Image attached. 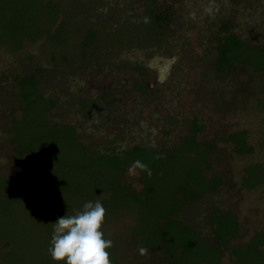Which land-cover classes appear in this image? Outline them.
I'll return each instance as SVG.
<instances>
[{"label":"rangeland","instance_id":"rangeland-1","mask_svg":"<svg viewBox=\"0 0 264 264\" xmlns=\"http://www.w3.org/2000/svg\"><path fill=\"white\" fill-rule=\"evenodd\" d=\"M150 1L172 11L157 30L140 26ZM226 25L247 43L264 45V0H0V264H66L52 260L48 251L53 225L89 201L106 209L103 231L112 241L111 264H165L166 259L148 249L141 254L144 247L132 234L151 218L146 206L77 195L79 187L86 189L88 173L97 181L109 179L106 169L82 173L68 167L55 182L41 177L42 152L69 162L80 155L63 136L48 139L37 98L22 114L16 90L18 76L26 73L56 102L47 117L72 123L84 145L161 147L185 135L188 122L198 118L204 123L201 140H216L208 172L222 175L224 184L190 209L196 229L212 239L207 214L213 205L239 220L231 246L245 245L264 229V184L241 185L248 164L264 165V72L246 66L215 70L216 38ZM90 30L96 41L85 45ZM86 100H92L87 117ZM243 128L253 151L240 156L220 137ZM13 138L32 152L19 155ZM123 182L131 191L143 187L137 169L132 175L128 168ZM166 188L159 195H171L175 186ZM183 256L180 264H205L210 254L197 249ZM244 256V264H264L262 250L251 248ZM222 264H235L229 250Z\"/></svg>","mask_w":264,"mask_h":264},{"label":"trees","instance_id":"trees-1","mask_svg":"<svg viewBox=\"0 0 264 264\" xmlns=\"http://www.w3.org/2000/svg\"><path fill=\"white\" fill-rule=\"evenodd\" d=\"M148 7L140 23L141 27L145 25L143 27L147 28L151 25L157 30L172 18L171 10L160 8L153 1H150ZM225 29L226 31L216 38L218 45L215 47V70L224 73L236 66H246L255 74L264 72V45L247 43L237 33L230 31L229 25H226ZM95 38V33L90 30L85 45L94 43ZM21 46L22 44L12 47ZM37 81V77L30 74L21 84L22 88H27L29 91L26 92L28 104L33 102L32 97L37 98V93H40ZM137 88L142 87L137 84ZM39 99L43 104V112L46 114L43 125L47 129L48 139L53 140L55 137L63 136L80 155L79 158H73V161L69 162L42 152L41 177L46 178L49 175V181L52 182L67 174L68 167L82 173L90 172L92 168L106 169L109 179L105 176L98 178L97 181V177L93 178L92 173H88L87 187L86 189L79 187L76 191L77 195L90 199L91 196L99 194L106 199L105 201L123 200L127 204L139 203L146 206L151 218L143 222V230L138 229L137 226L132 234L138 237L142 246L149 252H159L164 255L165 264H180V258L184 257L185 253L195 252L197 249L210 254L205 258V264H222L225 250H229L235 256V264H244L245 252L251 248L264 251V229L255 232L245 245H230L231 239L237 238L240 232L239 220L231 210H220L218 206H211L207 214L209 231L212 234L211 240L206 239L192 221L194 217L191 216L190 209L199 205L207 194L216 192L224 184L222 175L208 172L213 167L217 148L216 140H201L200 134L204 130V123L199 122L198 118L188 122L185 135H180L178 140H171L161 147L150 143L110 145L108 148L100 145L88 146L80 140L79 133L72 123L58 124L47 117L48 112L56 105L54 99H46L43 94ZM91 105L92 100H86L83 105L84 111ZM90 115L92 112L89 110L84 112V116ZM13 123L17 124V122ZM248 139V131L245 128L220 137L223 143L230 145L232 150L240 156L253 151V146ZM13 140L18 147L19 155L32 152L31 148L26 145L24 147L19 139L13 138ZM136 160H140L151 170L149 176L147 172L137 169L139 181L143 184L139 192L129 190L123 182L124 174ZM263 184L264 165L258 162L248 164L241 178L242 187L252 189ZM171 186H175L172 188L173 191L170 190L171 195L166 197L159 195L163 191H168L166 187ZM123 211L111 218L120 215ZM105 239H107L106 235ZM174 240H177L179 244L174 246L169 243ZM6 245L8 248L7 242L1 247L3 254L6 253L3 251Z\"/></svg>","mask_w":264,"mask_h":264},{"label":"clouds","instance_id":"clouds-1","mask_svg":"<svg viewBox=\"0 0 264 264\" xmlns=\"http://www.w3.org/2000/svg\"><path fill=\"white\" fill-rule=\"evenodd\" d=\"M140 169L151 175V170L140 160L129 167V173L136 175ZM106 209L100 201H89L83 210L75 215H63L53 225L51 246L48 251L52 260L66 261V264H111L112 241L105 239L102 231ZM146 249L141 248L144 254Z\"/></svg>","mask_w":264,"mask_h":264},{"label":"flooded vegetation","instance_id":"flooded-vegetation-1","mask_svg":"<svg viewBox=\"0 0 264 264\" xmlns=\"http://www.w3.org/2000/svg\"><path fill=\"white\" fill-rule=\"evenodd\" d=\"M12 47V46H11ZM13 48V47H12ZM30 74H32V73H26V74H24V75H20V76H18V82H19V84H18V86H17V90H16V92H17V95H18V97H19V101H21V112H22V114H23V111H25L26 110V105L28 104V102L26 101V92H29V91H27V88H22L21 87V84L23 83V80H25L26 79V76L27 75H30ZM40 92V91H39ZM30 94V93H29ZM42 93L40 92V93H37V95H38V97L40 98V95H41ZM37 97V98H38ZM38 98V100H40ZM42 98V97H41ZM21 114V115H22ZM18 119H16V118H13V116H12V119H11V122H18L17 121ZM13 127V126H12Z\"/></svg>","mask_w":264,"mask_h":264}]
</instances>
